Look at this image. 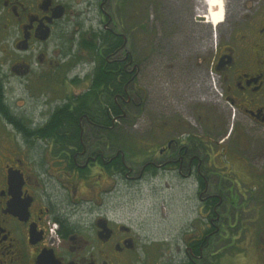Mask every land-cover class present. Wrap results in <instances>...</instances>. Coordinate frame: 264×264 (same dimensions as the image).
Returning <instances> with one entry per match:
<instances>
[{"label": "flooded vegetation", "instance_id": "1", "mask_svg": "<svg viewBox=\"0 0 264 264\" xmlns=\"http://www.w3.org/2000/svg\"><path fill=\"white\" fill-rule=\"evenodd\" d=\"M113 2L0 0V23L14 31L21 58L10 71L0 63V264H153L141 230L118 221L107 200L119 178L139 183L156 173L189 181L188 200L203 219L173 261L162 255L160 264H223L225 246L216 247L215 238L234 232L242 241L235 262L264 264V0L231 11L198 84L190 72L175 91L163 87L157 146L141 164L132 163L131 137L119 131L147 102L148 43L141 52L136 46L149 40L148 9H111ZM93 9L98 22L87 24ZM177 16L180 45L209 38L199 26L211 9ZM73 31L74 47L65 52ZM11 71L29 83L37 73L64 86L65 95L39 114H23L8 97ZM58 108L63 116L54 119ZM55 122L65 125L62 133Z\"/></svg>", "mask_w": 264, "mask_h": 264}, {"label": "rangeland", "instance_id": "2", "mask_svg": "<svg viewBox=\"0 0 264 264\" xmlns=\"http://www.w3.org/2000/svg\"><path fill=\"white\" fill-rule=\"evenodd\" d=\"M256 0H116L111 9H148L146 12V23L148 24L149 40L143 37V46H136L139 52L142 49H149L147 93L145 94L146 105L143 108L135 109L137 116L132 123L123 126V131L130 138L132 163L141 164L148 159L145 156L146 150H152L158 141V115L160 99L164 94V86L169 87L168 91H175L173 87L178 86V78L188 80L190 74L195 72L199 75L208 64L211 49L216 45L224 31L228 28L227 22H232L233 9H254ZM117 4V5H116ZM211 9L210 21L201 23L199 31L209 38L202 40L193 39L186 45H180L175 37V23L181 9H193L194 15L200 14V9ZM222 9H228L223 17ZM223 13V15H222ZM96 9L90 10L86 16V23L96 24ZM221 17L223 18L221 20ZM221 20V21H220ZM225 21H227L225 23ZM217 23V24H215ZM216 25V26H214ZM73 30V29H72ZM10 33V34H9ZM203 34V35H204ZM76 32L67 35L66 51L73 49ZM14 31L0 23V63L1 68L11 70V66L19 59L20 53L16 51L13 43ZM163 37V38H162ZM142 39V35H140ZM208 41V42H207ZM207 42V43H206ZM56 43L52 41L47 45L48 55H55ZM46 49H44L45 52ZM76 50V47H75ZM43 69H47L44 66ZM183 70H187V76H182ZM208 71V70H207ZM210 75L211 68H209ZM191 72V73H190ZM182 73V74H181ZM9 81L7 92L12 97L15 105L20 108L23 114H39V108L55 106L65 95L66 88L59 86L57 82L48 84L45 78L35 73L33 82L31 79H17L14 73ZM201 75L196 77L195 84H198ZM165 81L171 83L166 84ZM51 81H49L50 83ZM187 85V84H186ZM192 84H189L190 86ZM215 85V83H214ZM218 85V84H217ZM164 90V89H163ZM218 94H221L215 89ZM215 97L217 99V93ZM1 127V126H0ZM4 129V126L1 127ZM0 129V131H2ZM153 143V145H149ZM157 148V147H156ZM152 152L151 157L157 160V150ZM134 150V151H133ZM163 180L158 173L153 174L143 181H124L119 178L116 191L107 200L116 209L117 220L134 225L141 230V241L149 242V260L153 264H160L159 258L163 255L167 261H173L177 250L185 245V237L194 231V226L202 225L203 219L198 212V207L193 200H188L193 195V185L189 181L181 179ZM170 179V184L168 183ZM86 223L90 221V213H84ZM237 232L231 233L227 239L223 236L215 238V246H225L222 250L223 256L227 259L223 264H237L238 246L242 241L237 237ZM228 247V248H227ZM225 259V260H226ZM220 264V263H218Z\"/></svg>", "mask_w": 264, "mask_h": 264}, {"label": "trees", "instance_id": "3", "mask_svg": "<svg viewBox=\"0 0 264 264\" xmlns=\"http://www.w3.org/2000/svg\"><path fill=\"white\" fill-rule=\"evenodd\" d=\"M112 79H113V82H117V80L114 79V77H113ZM0 86H1V83H0ZM119 87H120V83L118 84V88H119ZM119 89H120V88H119ZM121 89H122V86H121ZM141 95H142V94H141ZM1 103H2V94H1V88H0V104H1ZM119 112H120V111H119ZM62 116H63V111H62L61 108H58V109H56V110L54 111L52 118H54V119H61ZM21 127L24 128V129H26L27 132H30V131H31V127H27V126H24V125H21ZM64 127H65V125H63L62 123H60V122H55V124L53 125V130H54L55 133H62ZM66 127H67V126H66ZM46 128H47V127H45V128H40V129H38V132H41V133H42ZM124 132H125V130H124ZM124 132H123V131H119V134H121V133L125 134Z\"/></svg>", "mask_w": 264, "mask_h": 264}, {"label": "bare ground", "instance_id": "4", "mask_svg": "<svg viewBox=\"0 0 264 264\" xmlns=\"http://www.w3.org/2000/svg\"><path fill=\"white\" fill-rule=\"evenodd\" d=\"M223 10V9H222ZM222 15H223V13H222ZM221 19H222V17H221ZM221 21V20H220ZM215 24H217V23H215Z\"/></svg>", "mask_w": 264, "mask_h": 264}, {"label": "built area", "instance_id": "5", "mask_svg": "<svg viewBox=\"0 0 264 264\" xmlns=\"http://www.w3.org/2000/svg\"><path fill=\"white\" fill-rule=\"evenodd\" d=\"M216 89L219 91L218 87H216ZM220 92V91H219Z\"/></svg>", "mask_w": 264, "mask_h": 264}]
</instances>
